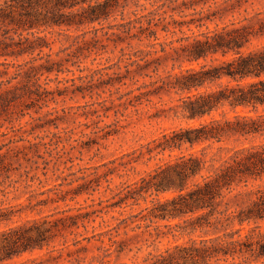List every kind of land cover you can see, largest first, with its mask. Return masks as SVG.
Wrapping results in <instances>:
<instances>
[{
  "label": "rangeland",
  "instance_id": "rangeland-1",
  "mask_svg": "<svg viewBox=\"0 0 264 264\" xmlns=\"http://www.w3.org/2000/svg\"><path fill=\"white\" fill-rule=\"evenodd\" d=\"M183 1L190 0H121L127 5L123 18L118 12L108 21L70 31V36L57 28L41 33L53 43L51 50L10 58L8 65L0 66L7 71L0 81H10L2 88L10 91L11 99L0 106V215L10 218L0 222V232L46 217H79L77 228L62 231L48 246L0 264H147L176 242L206 236L197 231L174 239L167 225L181 220L149 218L153 204L171 199L175 192L138 193L145 184L141 179L170 160L168 152L149 153L153 141L186 125L171 111L178 96L163 92L160 79L172 71V58L183 54L188 43L184 38L205 32L196 27L198 19L216 17L206 21L210 30L232 24L257 30L264 24V0H203L206 5L194 0L196 14L180 8ZM152 11L157 15L149 16ZM151 18L158 24L152 26L158 40L131 39L121 27L138 20L146 28ZM258 45H264V36L253 40L252 46ZM216 59L220 56L208 62ZM184 153L203 154L210 167H219L227 156L220 144ZM176 155L179 152L172 157ZM260 186L264 177L251 182L247 191ZM253 198L232 194L224 203L234 212ZM250 227L253 224L245 225L241 235L260 233ZM238 228L234 224L227 232Z\"/></svg>",
  "mask_w": 264,
  "mask_h": 264
},
{
  "label": "trees",
  "instance_id": "trees-1",
  "mask_svg": "<svg viewBox=\"0 0 264 264\" xmlns=\"http://www.w3.org/2000/svg\"><path fill=\"white\" fill-rule=\"evenodd\" d=\"M120 1L0 0V66L8 65L10 58L40 55L45 48L51 50L53 43L41 33L57 28L70 36V31L108 21L118 12L123 18L127 5ZM202 1L197 3L207 4ZM195 2L183 1L180 8H191L196 14ZM148 15L157 13L152 11ZM211 17L197 20L196 27L205 28V32L193 39L184 38L188 43L182 47L183 54L177 53L172 58V71L160 79L163 92L178 96L177 105L171 111L186 125L165 132L153 141L155 146L149 153L168 152L170 160L142 178L141 183L145 184L138 190L140 194L153 191L156 195L175 192L171 199L153 204L149 211L152 220H181L174 226L167 225L168 235L176 239L200 231L206 236L198 241L176 242L153 255L147 264H245L250 260H264V233L261 232L264 186L247 191L251 182L264 177V45L252 46L254 39L264 36V24L257 30L234 24L210 30L206 21L216 19ZM153 20H147L146 28L138 20L121 27L131 39L158 40L157 30L152 29L158 24H153ZM133 29L137 33H132ZM162 31L168 32L167 25H162ZM215 56H220L216 63L208 62ZM0 74L7 75V71ZM19 75L16 73L15 78ZM9 83L0 81V106L11 102L10 91L2 88ZM229 142L235 146H227ZM213 144H220V151L227 152L219 167L208 166L203 154L184 153V150ZM175 152L179 155L172 157ZM232 194L235 198L253 194L254 198L230 212L228 203L224 202ZM222 204H225L223 210ZM8 217L0 215V222L9 221ZM78 219V216H69L50 221L46 217L0 232V262L48 246L62 231L77 228ZM234 224L239 228L228 233L227 229ZM250 224H253L250 229L260 233L241 235L244 226Z\"/></svg>",
  "mask_w": 264,
  "mask_h": 264
}]
</instances>
